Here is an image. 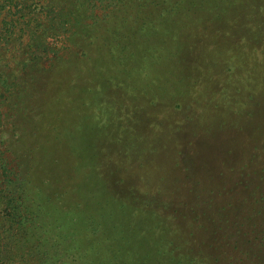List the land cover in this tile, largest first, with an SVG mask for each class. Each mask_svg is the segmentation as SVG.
Masks as SVG:
<instances>
[{
	"label": "trees",
	"instance_id": "1",
	"mask_svg": "<svg viewBox=\"0 0 264 264\" xmlns=\"http://www.w3.org/2000/svg\"><path fill=\"white\" fill-rule=\"evenodd\" d=\"M184 107L224 123L192 203ZM0 264H264V0H0Z\"/></svg>",
	"mask_w": 264,
	"mask_h": 264
},
{
	"label": "rangeland",
	"instance_id": "2",
	"mask_svg": "<svg viewBox=\"0 0 264 264\" xmlns=\"http://www.w3.org/2000/svg\"><path fill=\"white\" fill-rule=\"evenodd\" d=\"M202 59H203V57H202ZM238 66H243V65L238 64ZM171 68L173 69V71H176L178 69L179 71H182L185 73L191 72L193 75H197V73H198V71L195 69L194 66H189V70L186 69L184 66H181V67L180 66H169V70ZM178 70L176 71L177 73H179ZM200 70H202V69H200ZM163 73L164 72L160 73V76H161V79H163L162 80L163 82H165L167 84L168 83L170 84V82H172L175 85V87L178 86V84H180V87H182V83H181L179 77L177 78V76L170 75L168 73L163 75ZM193 78H194V76H193ZM187 82H188V80H187ZM192 82L193 81H191V83ZM217 85H213V86H217ZM225 87L228 90H233V87L227 82L225 83ZM225 87H224V89H225ZM188 88L190 89V86L187 87V89ZM241 106H242V109L239 110L238 114L233 115V113L230 112L228 115L227 123H228V126H230V133L228 134V139L226 138L228 143H234V140H235L234 130H236L235 128L239 129L241 127V128H244L245 130H247L248 128L252 127L251 124H253V122L251 123V120H249V118H248V110L246 108H244L243 105H241ZM253 108L257 112L258 115L263 110V107L259 106V101H258V103L253 104ZM178 115L181 117V119L184 118L183 122L178 127L176 125H174V123H172V122H168V121L167 122L164 121V122L167 123L170 126V129L174 132L173 137H174L175 141L172 144V146L174 147V149L178 148V153H180V156L178 157L179 160L180 161L183 160L184 164L187 166V172L188 173H184V175L187 177L183 178L182 177L183 173L178 174V183L181 186L178 189L177 197H182V199L184 201L189 202L190 199L191 200L197 199V185H196L197 169H198L200 162L202 160L203 161L207 160L206 158L208 157V155H207L208 149L206 151H204V147L203 148H200V147L201 146H210L209 144L212 140L211 135L214 133V131L216 129L223 127L224 123H222V122L214 123L213 121H209V120H205V119L203 120L202 117L198 118V116H199L198 113L195 114L194 118H193V113L190 110H188L187 107H184V109L181 110ZM191 119H193V120H191ZM240 119L243 121L242 125L240 124ZM257 120H259V119L256 118L253 121L255 122ZM126 122H127V124L129 123L128 121H126ZM214 125H215V127L217 126V128H214ZM192 128L194 129V131L192 132V134H190L189 130ZM140 133L142 135L144 133V131L141 130ZM147 133L143 136H146ZM156 133H158V131ZM148 135H149V133H148ZM143 136L138 137V138H130L128 136L125 138V140L123 142L118 141L115 138H113L111 140V142L107 145V148H113V147L118 148L121 144L130 145L132 143H136L138 139L143 142L145 140V138ZM219 141H220V139H219ZM164 145L165 144H158L157 150L161 151V149L163 148ZM167 145H168V143L165 146H167ZM167 150L168 149H166L165 152H167ZM116 153H118V152H116ZM116 153L113 151L111 154L112 155L111 157L104 158L105 164H107L109 161H111L112 157H113L114 161H117L118 158L115 156ZM122 154H124V153H122ZM124 155H126V153ZM149 168H151V167L147 166L143 169L142 176H143V174H145L146 176L150 177L151 179H154L153 182H155V183L159 182V181H157V178L161 173H164V172L168 173L171 171V165H169V164H167L166 170L163 168H160L156 171L153 170V171L149 172ZM75 172L78 173L77 171H75ZM78 175L80 177H82L81 174L78 173ZM152 176H153V178H152ZM158 203H159V201H158ZM168 203H169V205H168ZM168 203L165 202V204L168 206H170L172 204L171 201ZM176 217L179 220L178 215H176ZM148 218H149V220L151 219L150 216L147 217V219ZM180 222H183V220L181 219Z\"/></svg>",
	"mask_w": 264,
	"mask_h": 264
}]
</instances>
